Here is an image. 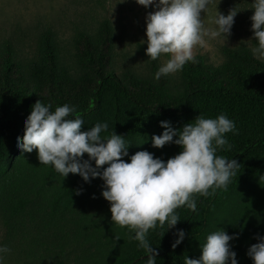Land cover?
I'll return each mask as SVG.
<instances>
[{"label":"trees","instance_id":"obj_1","mask_svg":"<svg viewBox=\"0 0 264 264\" xmlns=\"http://www.w3.org/2000/svg\"><path fill=\"white\" fill-rule=\"evenodd\" d=\"M55 45L52 34L46 33L41 55L29 67L20 60L13 43L0 44V196L9 200L11 214L17 216L26 209L32 186L44 190L53 177L54 168L40 164L35 150L27 153L15 146L16 137H23V120L38 100L51 104L53 111L64 104L75 106L73 116L83 119L82 130L107 122L108 135L114 131L130 144L125 162L141 150L164 161L181 151L175 144L152 146V136L165 130L161 121L179 130L199 115L215 118L224 113L234 120L237 134H226L231 149L218 150L217 155L237 160L240 166L235 175L226 189L214 193L210 189L208 197L195 194L197 211L176 209L180 221L175 227L157 226L148 240L158 252L156 264H184L186 256L200 257L208 234L224 230L237 236L229 243L238 264H253L247 250L258 242V236H264V61L254 58L248 49L224 48L225 60L219 65L195 54L196 62L186 63L181 70L183 83L173 86L166 76L154 79L159 64L146 55V47L140 51L148 59L149 73L119 75L112 62L108 29L96 39L87 34L74 39V73L67 69ZM68 195L60 210L61 195L51 197L52 219L72 205L74 196ZM180 229L185 237L173 249ZM119 230V237L125 240L118 238L121 248L112 249L103 264L146 263L144 249L130 238L134 233L126 227L119 226Z\"/></svg>","mask_w":264,"mask_h":264},{"label":"clouds","instance_id":"obj_2","mask_svg":"<svg viewBox=\"0 0 264 264\" xmlns=\"http://www.w3.org/2000/svg\"><path fill=\"white\" fill-rule=\"evenodd\" d=\"M210 2L136 0L146 9L150 5L158 9L146 16V55L153 61L165 55L168 59L154 74L155 80L181 71L188 62L195 63L194 49L203 45L205 37L227 38L231 34L239 11L233 8L227 15L217 11L216 28L208 29L201 12L205 13ZM251 9L253 35L248 41L256 44L250 51L254 58L264 60V0H252ZM75 111V106L69 104L57 106L53 111L51 104L38 100L23 120V137L22 140L16 137L15 146L27 153L36 150L40 164L51 166L63 178L70 173L78 174L87 183L90 178L99 177L103 181L101 195L110 204L111 221L134 233L130 238L144 249L146 264H156L158 255L149 243V231L165 224L168 229L175 227L180 221L176 209L187 207L197 211L195 194L208 197L210 189L213 193L226 189L240 166L236 159L217 155L218 150L231 149L226 134H237L234 120L224 113L215 118L199 115L194 123H187L179 130L173 129L170 122L161 121L160 126L165 130L159 136H152V146L175 144L181 151L164 161L141 150L129 157L130 162H125L123 157H128L130 144L124 137L114 131L102 135L108 132L107 122H97L82 130L84 121L73 116ZM85 154L87 159H83ZM176 236L173 249L183 241L185 232L177 230ZM236 238L224 230L214 231L206 236L200 257L186 256L184 264H238L229 243ZM257 239L248 248L247 256L253 264H264V236ZM9 252L6 245H0V264H4V256Z\"/></svg>","mask_w":264,"mask_h":264},{"label":"rangeland","instance_id":"obj_3","mask_svg":"<svg viewBox=\"0 0 264 264\" xmlns=\"http://www.w3.org/2000/svg\"><path fill=\"white\" fill-rule=\"evenodd\" d=\"M251 7L252 0H211L205 13L201 12L208 29L216 28L217 11L227 15L234 8L239 12L227 38L205 37L194 54L219 65L225 60L224 48L250 50L255 46V41H248L253 35ZM155 10L136 0H0V44L13 43L20 60L30 67L38 61L44 35L50 32L63 63L74 73V39L80 34L96 39L105 28L116 72L145 74L149 73L148 59L140 47L147 48L146 16ZM167 59V55L158 58L159 67ZM166 77L173 86L184 81L182 71ZM34 156L39 162L36 150ZM87 158L85 154L83 159ZM52 175L44 190L39 185L31 187L26 195L29 203L17 216L11 214L9 200L0 196V245L10 249L4 264H103L112 249L121 248L118 238L124 239L119 237V225L111 221L109 202L101 195L103 181L97 177L86 183L71 173L63 178L55 170ZM53 195L62 197L58 210L64 207L66 195L74 200L68 210L52 219L48 204Z\"/></svg>","mask_w":264,"mask_h":264}]
</instances>
